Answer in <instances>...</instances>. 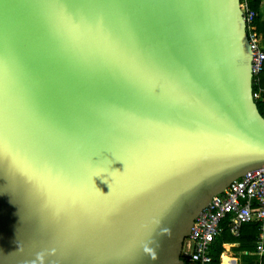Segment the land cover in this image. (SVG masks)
I'll return each mask as SVG.
<instances>
[{
	"label": "water",
	"instance_id": "water-1",
	"mask_svg": "<svg viewBox=\"0 0 264 264\" xmlns=\"http://www.w3.org/2000/svg\"><path fill=\"white\" fill-rule=\"evenodd\" d=\"M252 63L241 0H0V264H186L264 168Z\"/></svg>",
	"mask_w": 264,
	"mask_h": 264
},
{
	"label": "built area",
	"instance_id": "built-area-1",
	"mask_svg": "<svg viewBox=\"0 0 264 264\" xmlns=\"http://www.w3.org/2000/svg\"><path fill=\"white\" fill-rule=\"evenodd\" d=\"M241 8L253 51V83L259 85V77L264 72V39L253 25L258 14L251 9L248 0H241ZM254 99L256 102L261 100V90L254 92ZM254 221L260 225L257 254L264 258V168L234 181L223 194L213 199L196 220L191 235L185 241L183 259L192 264H213L211 251L226 229L231 236L241 238L243 228ZM231 260L232 264L243 261L238 257Z\"/></svg>",
	"mask_w": 264,
	"mask_h": 264
},
{
	"label": "trees",
	"instance_id": "trees-1",
	"mask_svg": "<svg viewBox=\"0 0 264 264\" xmlns=\"http://www.w3.org/2000/svg\"><path fill=\"white\" fill-rule=\"evenodd\" d=\"M248 2L251 9L258 14V17L255 19L253 25L257 28L258 35L262 36L264 39V19L262 15L264 0H248ZM253 88L254 92L261 90V100H259L257 104L259 112L264 117V72L259 77V85L254 82ZM259 232L260 225L257 221H254L243 228L241 238H233V236L230 235L229 230L226 229V232L220 239H218L211 251V256L214 260L213 264H221V256L224 253L223 244L231 243H242L240 249L242 251H248V255L243 256V262L245 264H264V258H260V256L257 254V247L255 244ZM225 248L227 251L229 250L227 247ZM185 262L186 264H192L187 259Z\"/></svg>",
	"mask_w": 264,
	"mask_h": 264
},
{
	"label": "crops",
	"instance_id": "crops-1",
	"mask_svg": "<svg viewBox=\"0 0 264 264\" xmlns=\"http://www.w3.org/2000/svg\"><path fill=\"white\" fill-rule=\"evenodd\" d=\"M233 238H235V237H233ZM258 240H259V234L257 235V238H256V243L258 242ZM255 243V244H256ZM241 245H242V243H234V244H223V248H224V253L222 254V256H221V264H225V262H224V260H223V256H226L225 255V253L226 252H228L227 250H226V248L225 247H227V248H232L233 246H236V247H239V249H240V247H241ZM241 250V249H240ZM241 254H243V256H247L248 255V251H242L241 250ZM257 255V254H256ZM227 257V256H226ZM233 257H238L237 255H234V256H230L229 258L231 259V258H233ZM254 257H255V254H254ZM238 258H240L241 259V257H238ZM242 260H243V258H242ZM243 262V261H242ZM243 264H245L244 262H243Z\"/></svg>",
	"mask_w": 264,
	"mask_h": 264
},
{
	"label": "rangeland",
	"instance_id": "rangeland-1",
	"mask_svg": "<svg viewBox=\"0 0 264 264\" xmlns=\"http://www.w3.org/2000/svg\"><path fill=\"white\" fill-rule=\"evenodd\" d=\"M263 19H264V2H263V11H262ZM228 252L225 253V255L229 258L230 256L237 255L238 257H241V250L239 247L233 246L232 248H228ZM243 258V257H241ZM240 264H243L242 262Z\"/></svg>",
	"mask_w": 264,
	"mask_h": 264
},
{
	"label": "bare ground",
	"instance_id": "bare-ground-1",
	"mask_svg": "<svg viewBox=\"0 0 264 264\" xmlns=\"http://www.w3.org/2000/svg\"><path fill=\"white\" fill-rule=\"evenodd\" d=\"M223 257H224L223 260H224L225 264H232V260L230 258H228L226 256H223Z\"/></svg>",
	"mask_w": 264,
	"mask_h": 264
},
{
	"label": "clouds",
	"instance_id": "clouds-1",
	"mask_svg": "<svg viewBox=\"0 0 264 264\" xmlns=\"http://www.w3.org/2000/svg\"><path fill=\"white\" fill-rule=\"evenodd\" d=\"M116 171H119V170H116ZM110 189V188H109Z\"/></svg>",
	"mask_w": 264,
	"mask_h": 264
}]
</instances>
